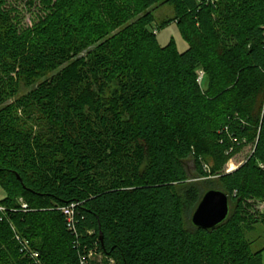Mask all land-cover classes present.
I'll return each mask as SVG.
<instances>
[{
  "label": "trees",
  "instance_id": "1",
  "mask_svg": "<svg viewBox=\"0 0 264 264\" xmlns=\"http://www.w3.org/2000/svg\"><path fill=\"white\" fill-rule=\"evenodd\" d=\"M110 1L38 0L23 27L0 0V264H262L245 233L264 229V0ZM162 5L184 52L151 31ZM190 159L229 198L210 231L185 225L214 190Z\"/></svg>",
  "mask_w": 264,
  "mask_h": 264
},
{
  "label": "rangeland",
  "instance_id": "2",
  "mask_svg": "<svg viewBox=\"0 0 264 264\" xmlns=\"http://www.w3.org/2000/svg\"><path fill=\"white\" fill-rule=\"evenodd\" d=\"M7 4V7L15 9L20 20V24L23 27H30L35 22L39 16H41L46 11L43 7L39 6L38 0H4ZM102 7L103 13H118V1L104 0ZM110 2V4H108ZM34 3V5L32 4ZM157 6V5H156ZM155 22L151 27V31L157 29L156 39L160 47H165L169 43H173L178 52H184L188 48L187 42L183 39L178 26L176 23L172 22L165 26H160L162 21H168L174 16L173 7L169 5H162L156 7L153 11ZM126 20V24L130 23L133 18V15L130 14L124 15L123 17ZM117 30V29H116ZM264 105V92H263V101ZM250 148H245L240 154L235 156L232 160L229 161L226 170L229 172L233 171L237 166H239L249 154ZM186 170L189 176L187 183L195 184L199 191L204 192L207 189L214 190H223L222 186L219 184L218 179L215 176H208L204 178H199L196 175L194 164L192 159L186 162ZM251 213L254 214L255 218L258 219L259 215L264 214V205L262 203H255ZM192 212L191 210L184 211L185 225L189 226L191 222ZM246 238L252 242V250L258 251L264 248V229L260 224H255L252 230L246 231ZM100 260V259H99ZM98 260V261H99ZM101 261V260H100ZM262 264H264V251L261 257Z\"/></svg>",
  "mask_w": 264,
  "mask_h": 264
},
{
  "label": "water",
  "instance_id": "3",
  "mask_svg": "<svg viewBox=\"0 0 264 264\" xmlns=\"http://www.w3.org/2000/svg\"><path fill=\"white\" fill-rule=\"evenodd\" d=\"M230 212L228 195L220 190H207L191 216V224L205 231L222 224Z\"/></svg>",
  "mask_w": 264,
  "mask_h": 264
},
{
  "label": "built area",
  "instance_id": "4",
  "mask_svg": "<svg viewBox=\"0 0 264 264\" xmlns=\"http://www.w3.org/2000/svg\"><path fill=\"white\" fill-rule=\"evenodd\" d=\"M153 33L156 35L157 29H154ZM197 75H198L197 82L200 83L203 77V72L198 71ZM19 202H20L21 209L25 210L26 204L22 200H19ZM73 208L74 206L71 205L69 207L60 209L62 214L65 216L66 225L69 230H72L73 228ZM0 210L4 211L3 208L1 207H0ZM16 240L19 241L21 244V247H20L21 254L29 255L32 260H38V253L30 249L28 241L21 239L18 235H16ZM99 259H100V256L96 255V253L93 250H90L88 251L86 258L81 261V264H84V262H87V261H98Z\"/></svg>",
  "mask_w": 264,
  "mask_h": 264
}]
</instances>
